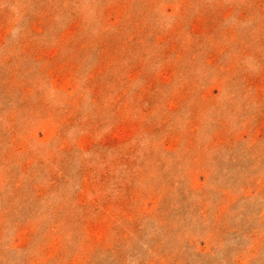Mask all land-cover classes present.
Wrapping results in <instances>:
<instances>
[{"label": "rangeland", "instance_id": "rangeland-1", "mask_svg": "<svg viewBox=\"0 0 264 264\" xmlns=\"http://www.w3.org/2000/svg\"><path fill=\"white\" fill-rule=\"evenodd\" d=\"M0 264H264V0H0Z\"/></svg>", "mask_w": 264, "mask_h": 264}]
</instances>
